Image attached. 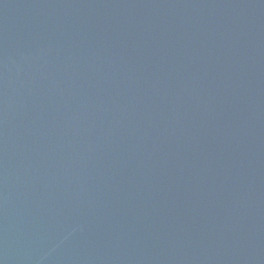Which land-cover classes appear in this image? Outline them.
Listing matches in <instances>:
<instances>
[{
	"label": "water",
	"instance_id": "1",
	"mask_svg": "<svg viewBox=\"0 0 264 264\" xmlns=\"http://www.w3.org/2000/svg\"><path fill=\"white\" fill-rule=\"evenodd\" d=\"M0 264H264V0H0Z\"/></svg>",
	"mask_w": 264,
	"mask_h": 264
}]
</instances>
